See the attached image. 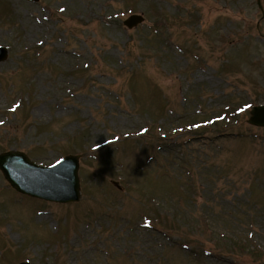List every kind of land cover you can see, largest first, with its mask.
I'll use <instances>...</instances> for the list:
<instances>
[{
  "label": "rangeland",
  "instance_id": "rangeland-1",
  "mask_svg": "<svg viewBox=\"0 0 264 264\" xmlns=\"http://www.w3.org/2000/svg\"><path fill=\"white\" fill-rule=\"evenodd\" d=\"M0 46V153L79 155L80 182L60 203L0 171V264H264L256 0H0Z\"/></svg>",
  "mask_w": 264,
  "mask_h": 264
},
{
  "label": "water",
  "instance_id": "water-1",
  "mask_svg": "<svg viewBox=\"0 0 264 264\" xmlns=\"http://www.w3.org/2000/svg\"><path fill=\"white\" fill-rule=\"evenodd\" d=\"M257 3L262 9L260 0ZM143 21L142 13H133L123 24L131 29ZM6 58L7 49L0 46V62ZM247 122L264 127V103L251 107ZM78 159L79 155L69 154L53 165L42 166L31 161L21 151H6L0 153V170L9 184L21 193L49 201L70 202L80 197Z\"/></svg>",
  "mask_w": 264,
  "mask_h": 264
}]
</instances>
